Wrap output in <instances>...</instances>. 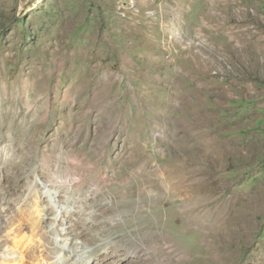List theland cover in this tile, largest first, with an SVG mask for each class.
<instances>
[{"label": "rangeland", "instance_id": "374dc122", "mask_svg": "<svg viewBox=\"0 0 264 264\" xmlns=\"http://www.w3.org/2000/svg\"><path fill=\"white\" fill-rule=\"evenodd\" d=\"M32 182L75 264H264V0H0L3 218Z\"/></svg>", "mask_w": 264, "mask_h": 264}, {"label": "bare ground", "instance_id": "6f19581e", "mask_svg": "<svg viewBox=\"0 0 264 264\" xmlns=\"http://www.w3.org/2000/svg\"><path fill=\"white\" fill-rule=\"evenodd\" d=\"M4 167L3 171L6 169ZM16 181H21L20 175L17 176ZM30 188V196H34L35 201L31 202V210L28 214L25 209L18 212L12 210L7 219L3 218V212L9 215L10 210H0V246L2 247L0 264H75L70 261L71 246L78 248L77 255L80 258L87 259L92 250L80 246L82 241L73 236L75 229L72 225L67 227L63 225L61 232H58L54 225L50 230L48 227L45 228L39 191L33 182ZM65 219L62 224L68 225Z\"/></svg>", "mask_w": 264, "mask_h": 264}]
</instances>
